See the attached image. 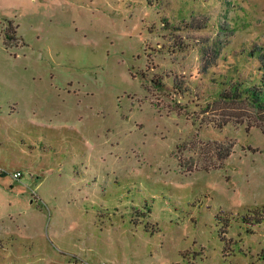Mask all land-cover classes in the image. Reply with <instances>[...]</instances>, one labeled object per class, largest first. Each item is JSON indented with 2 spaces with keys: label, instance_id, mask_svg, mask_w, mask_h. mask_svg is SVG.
I'll return each mask as SVG.
<instances>
[{
  "label": "rangeland",
  "instance_id": "1",
  "mask_svg": "<svg viewBox=\"0 0 264 264\" xmlns=\"http://www.w3.org/2000/svg\"><path fill=\"white\" fill-rule=\"evenodd\" d=\"M263 53L264 0H0V264H264Z\"/></svg>",
  "mask_w": 264,
  "mask_h": 264
},
{
  "label": "trees",
  "instance_id": "2",
  "mask_svg": "<svg viewBox=\"0 0 264 264\" xmlns=\"http://www.w3.org/2000/svg\"><path fill=\"white\" fill-rule=\"evenodd\" d=\"M218 41H215L214 46H216ZM262 58H264V53L262 54ZM264 60V59H263ZM262 69L264 70V61L262 63ZM228 98L233 97L236 99L240 98H247L248 100L252 101V103L258 106H264V79L260 81L259 84L249 83L243 86V89L240 90L238 86H235L233 89V93L225 94ZM224 95V97H225ZM264 131V127H262ZM231 153V148L228 147L224 156L227 157Z\"/></svg>",
  "mask_w": 264,
  "mask_h": 264
},
{
  "label": "built area",
  "instance_id": "3",
  "mask_svg": "<svg viewBox=\"0 0 264 264\" xmlns=\"http://www.w3.org/2000/svg\"><path fill=\"white\" fill-rule=\"evenodd\" d=\"M14 175H15L16 177H19V176L21 175V172H15Z\"/></svg>",
  "mask_w": 264,
  "mask_h": 264
}]
</instances>
